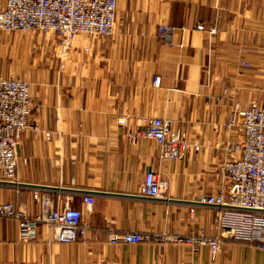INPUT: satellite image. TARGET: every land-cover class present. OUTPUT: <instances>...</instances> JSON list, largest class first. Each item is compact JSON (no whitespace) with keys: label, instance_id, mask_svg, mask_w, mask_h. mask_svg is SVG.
<instances>
[{"label":"crops","instance_id":"1","mask_svg":"<svg viewBox=\"0 0 264 264\" xmlns=\"http://www.w3.org/2000/svg\"><path fill=\"white\" fill-rule=\"evenodd\" d=\"M160 25L172 29L171 44L157 38ZM33 35L0 34V76L28 81L35 101L18 148L26 188L0 185V200L34 216V190L68 194L87 228L63 244L42 225L24 241L16 222L0 217V264H264V250L241 243L211 258L206 246L155 240L218 234L215 209L195 201L224 184L225 145L240 138L225 128L231 108L264 98V0H117L114 35H77L59 62L55 35ZM152 117L170 120L199 151L160 160L156 143L127 138ZM148 170L167 182L164 197L141 194ZM109 230L143 239L110 244Z\"/></svg>","mask_w":264,"mask_h":264},{"label":"built area","instance_id":"2","mask_svg":"<svg viewBox=\"0 0 264 264\" xmlns=\"http://www.w3.org/2000/svg\"><path fill=\"white\" fill-rule=\"evenodd\" d=\"M117 0H3L0 3V31L40 32L55 35L56 47L66 55L77 35L110 38L114 35ZM200 31L214 33L215 28L196 24ZM172 29L167 25L157 28L160 42L169 45ZM57 48V49H58ZM248 65V63H244ZM159 77H152L153 86ZM35 101L29 83L20 78L0 76V185L26 188L19 181L18 168L26 159L19 157L18 148L31 126ZM121 123V121H119ZM143 126L127 132V138L152 141L158 146L160 160H181L199 146L190 144L187 136L174 129L170 120L161 117L143 119ZM225 128L237 131L239 139L225 145L227 157L219 166L224 181L218 192L200 195L195 203L215 209L217 235L203 232L184 236L155 235L157 242L172 241L192 245L194 249L206 246L211 258L226 242L241 243L264 250V98L251 99L243 108L236 103L230 110ZM44 137L50 138V132ZM167 182L155 171L144 174L141 194L152 199L164 197ZM32 199L38 212L31 216L22 208L0 200V217L16 222L20 238L32 240L39 226H46L59 243L75 242L79 232L87 227L82 212L71 206L68 194L34 190ZM82 203L91 210L93 197L83 194ZM143 239L137 231L107 232L110 244H135Z\"/></svg>","mask_w":264,"mask_h":264},{"label":"rangeland","instance_id":"3","mask_svg":"<svg viewBox=\"0 0 264 264\" xmlns=\"http://www.w3.org/2000/svg\"><path fill=\"white\" fill-rule=\"evenodd\" d=\"M0 34L1 35H3L4 37H6V39H9V38H12V37H14V36H16V37H20V41H25V42H28L29 40H30V36H31V38L33 39V41H35V38H36V36L35 35H33V34H35V32L34 33H32V31H17V32H14V33H8V32H5V31H0ZM27 40V41H26ZM55 41H56V39H55ZM57 42V41H56ZM57 44V43H56ZM58 48V47H57ZM1 50V49H0ZM11 50H9V52L8 53H11L10 52ZM4 52L6 53V51L4 50ZM53 54H55V58L57 59V61L59 62V61H62V59L63 58H65V56L64 55H61L60 54V50H59V48L58 49H56L55 51H54V53ZM3 77V76H2ZM23 79V78H22ZM26 81V80H25ZM28 82V81H27Z\"/></svg>","mask_w":264,"mask_h":264}]
</instances>
